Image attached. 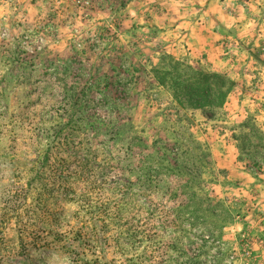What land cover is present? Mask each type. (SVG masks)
Returning <instances> with one entry per match:
<instances>
[{
	"label": "rangeland",
	"instance_id": "obj_1",
	"mask_svg": "<svg viewBox=\"0 0 264 264\" xmlns=\"http://www.w3.org/2000/svg\"><path fill=\"white\" fill-rule=\"evenodd\" d=\"M254 135L264 0H0V264H264Z\"/></svg>",
	"mask_w": 264,
	"mask_h": 264
},
{
	"label": "trees",
	"instance_id": "obj_2",
	"mask_svg": "<svg viewBox=\"0 0 264 264\" xmlns=\"http://www.w3.org/2000/svg\"><path fill=\"white\" fill-rule=\"evenodd\" d=\"M175 64H180V62L175 61ZM169 74L168 71L164 72L162 77H159V82L165 84V78ZM190 83L185 85L183 88L187 90L186 95L192 99L196 100L195 104L199 106H204V112H212L217 106H223L228 95L231 93L233 88V81L226 77L225 75H220L219 73H205V74H191ZM182 95V93H180ZM186 98V97H185ZM209 114V113H208ZM252 129L257 130L254 125ZM254 138L259 141H264L262 135H254ZM264 148V142L261 143ZM138 262H135L137 264Z\"/></svg>",
	"mask_w": 264,
	"mask_h": 264
}]
</instances>
